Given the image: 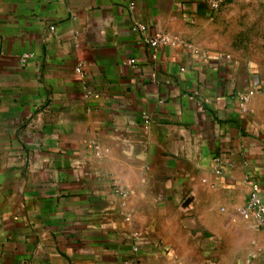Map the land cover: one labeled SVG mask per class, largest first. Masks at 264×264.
<instances>
[{"label": "crops", "instance_id": "obj_1", "mask_svg": "<svg viewBox=\"0 0 264 264\" xmlns=\"http://www.w3.org/2000/svg\"><path fill=\"white\" fill-rule=\"evenodd\" d=\"M227 1L0 0V264H264V81Z\"/></svg>", "mask_w": 264, "mask_h": 264}, {"label": "rangeland", "instance_id": "obj_2", "mask_svg": "<svg viewBox=\"0 0 264 264\" xmlns=\"http://www.w3.org/2000/svg\"><path fill=\"white\" fill-rule=\"evenodd\" d=\"M220 14L224 28L221 45L226 52L234 51L240 63H254L258 80L264 81V0H228ZM190 264H204L197 251Z\"/></svg>", "mask_w": 264, "mask_h": 264}, {"label": "built area", "instance_id": "obj_3", "mask_svg": "<svg viewBox=\"0 0 264 264\" xmlns=\"http://www.w3.org/2000/svg\"><path fill=\"white\" fill-rule=\"evenodd\" d=\"M130 6L133 7L134 4L132 3ZM212 6L216 7V4L214 3ZM145 43L151 49H157L160 46L168 45L171 42L166 35L156 32L153 35L146 37ZM135 64V59H130L126 62V65L128 66H134ZM83 69V64L80 63L76 67V72L81 75L84 73ZM253 93L254 92H251L250 95H253ZM249 96L243 97L242 99L247 101ZM216 172L220 174V170H217ZM248 183L250 185L251 191L247 204L240 210V215L245 219H254L259 223L260 226L264 227V198L262 197V189L258 182L252 177L248 178ZM134 251H138V248H134Z\"/></svg>", "mask_w": 264, "mask_h": 264}]
</instances>
